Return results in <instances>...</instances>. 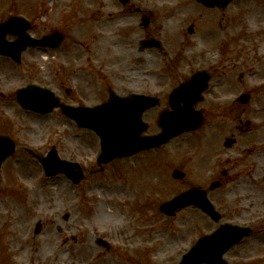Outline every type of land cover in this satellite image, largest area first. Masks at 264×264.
Returning <instances> with one entry per match:
<instances>
[{"label":"rangeland","instance_id":"1","mask_svg":"<svg viewBox=\"0 0 264 264\" xmlns=\"http://www.w3.org/2000/svg\"><path fill=\"white\" fill-rule=\"evenodd\" d=\"M150 5L162 21V36L169 48L183 42L181 32L189 37L187 26L199 12L195 6L186 3L183 11L168 16L172 5L169 1L158 0ZM121 8L118 0H0V22L21 15L30 23L31 36L56 29L65 30L71 37L64 50L63 46L54 50L28 47L19 63L0 56V135L11 136L18 147L0 170V264H178L181 255L217 224L192 206L166 216L159 205L198 185L223 212L221 222L253 228L242 244L225 254L226 259L232 264H264L263 161L251 177V194L244 188L239 189L237 197L224 196V189L209 191L205 154L199 141L202 128L196 134L200 136L179 135L160 152L142 151L109 162L98 171L100 145L93 131L78 127L57 108L37 114L23 110L17 103L16 90L32 83L50 88L73 105L104 101L108 86L120 93L142 92L139 72L132 70V65L99 62L109 47L94 40V35L99 34L97 30H108L109 14L118 15ZM198 16L201 30L206 29L207 21L217 23L218 15L204 12ZM138 19L131 17L132 26H138ZM215 28L221 30L222 40L231 48L223 47L220 54L216 53L222 58L219 72L227 71L236 79L243 73L239 90H264V0L230 4L226 19ZM15 38L6 36L7 40ZM159 64L157 71L161 70L162 76L174 84L176 81L171 79L177 72L171 60L162 58ZM178 65V73L188 74L187 53L178 59ZM118 76L124 77L123 84L114 78ZM65 87L71 89L69 94H64ZM234 89L238 90L237 85ZM259 101L257 118L264 121V98ZM216 113H208L207 118L218 119ZM157 117L155 111L147 117V133L158 131ZM259 133V139H264V129ZM51 146L60 158L80 163L84 178L78 184L62 174L46 177L40 163L24 150L30 148L44 155ZM175 167L185 173L182 180L171 176ZM131 184H136L137 190L125 193ZM65 213L67 219H63ZM97 237L106 240L108 247L98 244Z\"/></svg>","mask_w":264,"mask_h":264},{"label":"flooded vegetation","instance_id":"2","mask_svg":"<svg viewBox=\"0 0 264 264\" xmlns=\"http://www.w3.org/2000/svg\"><path fill=\"white\" fill-rule=\"evenodd\" d=\"M167 1L172 3L168 16H176L178 12L183 11L186 3L195 6L199 11L191 17V21L187 26L188 38L181 32V41L183 42H176V48H169L162 36V30H165L162 21L159 20L155 9L150 5L153 2H158V0H130L126 5L120 3L122 8L118 15L109 14L108 30H97L99 34L94 35V40L106 43L109 47L106 48L103 57L100 56L99 62H113V64L122 62L126 65H132V70H138V80L143 85L140 93L156 98L155 105L146 109L143 113V118L146 119L154 114V111L155 114L159 115L162 110L168 107L170 92L181 82L186 81L198 71L210 73L208 87L202 95V100L198 103L204 104V106L198 107L197 104V107L205 115L203 137L199 138V141L202 140L201 147L204 149L205 154V169L208 173L207 183L209 187L212 182L217 183L219 186L217 189H224V196L234 195V197H237V193H240L239 189L243 188L251 194V177L258 172L260 161L264 162V139H259V131L264 129V121L263 119L258 121L257 118L261 103L259 99L264 98V91H256L255 89L239 90L243 83V73L236 79L227 71H225V74L219 72L222 58L216 57V53L220 54L223 47L225 50H231V48H227L222 40L221 30H216L215 27H220L223 20L226 19L227 6H207L201 0ZM236 1L238 0H234L230 4ZM139 3L147 5L141 6ZM131 4H135V6L130 8ZM204 12L210 15H218V18L215 24L207 21L206 29L201 30L202 24L198 15H202ZM132 16L139 18L136 22L138 26H132L134 21L131 20ZM165 17L163 16V18ZM157 21L158 25H156ZM128 24H131V26H128ZM56 31H61L63 34V40L59 47L63 46L62 50H64L65 46L69 45L66 41L71 40V37H68L65 30H48L46 33L50 34ZM156 40L161 42L160 47H147V44L154 43ZM184 44L185 46L182 48ZM56 48L58 47H46L45 50ZM184 53H187L188 57V74L178 73L180 67L178 59L182 60ZM162 58L166 60L169 58L173 63V68L176 67L177 74L174 75L175 78L171 79L174 82L176 81L174 84L162 76L161 70L157 71V67H161L159 61ZM73 59H75V56ZM121 73L124 74L125 72ZM114 78H117L119 83L123 84V76ZM236 85L238 90L234 91ZM110 88L114 89L119 95L130 93H120L116 90V87L112 86H108L106 92ZM63 91L66 95L70 93L71 89L65 87ZM242 96L244 101L241 100ZM61 101L65 102L64 99H61ZM214 111H217L216 117L218 119L214 117L212 119L209 116L207 118L208 113ZM148 121L149 119L145 121L147 128L150 125ZM218 121L219 126L216 125ZM155 124L158 127L157 118ZM215 128L218 131H215ZM159 148L158 152H160ZM262 174H264V170H262ZM221 213L223 217V212ZM244 241L239 242L234 247L239 246ZM230 261L228 260V264L233 263Z\"/></svg>","mask_w":264,"mask_h":264},{"label":"water","instance_id":"3","mask_svg":"<svg viewBox=\"0 0 264 264\" xmlns=\"http://www.w3.org/2000/svg\"><path fill=\"white\" fill-rule=\"evenodd\" d=\"M125 3L127 0H121ZM208 6L218 3L228 4L231 0H201ZM29 24L21 17H10L0 23V54L8 55L14 60H20L21 51L28 45H57L60 42L58 34L33 39L26 30ZM7 33L18 35L13 42L4 40ZM150 45H153L152 43ZM208 76L195 75L191 81L181 84L171 94L167 109L160 114L159 125L161 132L155 135H142L146 125L141 119L142 111L155 102L150 97L132 94L119 97L109 92L108 100L94 107H71L61 105L52 91L36 85H28L17 91L16 97L20 105L27 110L47 113L55 106L71 117L81 127L95 131L100 139V154L98 164H105L115 158L133 155L141 150L159 147L182 132L192 131L200 127L203 116L194 109L200 93L206 87ZM182 103V104H181ZM14 141L5 135L0 136V166L2 161L14 152ZM47 176L58 173L65 174L74 183H78L84 176L79 164L60 159L54 147L44 157H38ZM173 176L181 178L182 173L173 171ZM214 187V186H212ZM193 205L211 216L214 221L220 219V214L208 200L206 192L200 188L190 189L176 195L171 200L160 205V210L173 215L176 210ZM68 214L64 215L67 218ZM248 227L221 224L210 234L200 237L195 244L185 252L179 264H226L223 253L232 245L250 234ZM102 244H106L98 238Z\"/></svg>","mask_w":264,"mask_h":264},{"label":"bare ground","instance_id":"4","mask_svg":"<svg viewBox=\"0 0 264 264\" xmlns=\"http://www.w3.org/2000/svg\"><path fill=\"white\" fill-rule=\"evenodd\" d=\"M130 189V190H129ZM137 190L136 188V184H131V186H126L125 188V193H130V194H133L135 191Z\"/></svg>","mask_w":264,"mask_h":264}]
</instances>
